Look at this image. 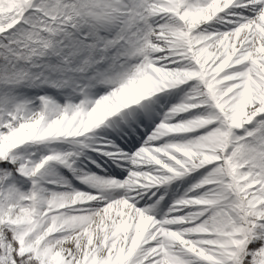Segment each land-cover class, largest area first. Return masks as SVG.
<instances>
[{"label":"snow or ice","instance_id":"obj_1","mask_svg":"<svg viewBox=\"0 0 264 264\" xmlns=\"http://www.w3.org/2000/svg\"><path fill=\"white\" fill-rule=\"evenodd\" d=\"M0 264H264V0H0Z\"/></svg>","mask_w":264,"mask_h":264}]
</instances>
